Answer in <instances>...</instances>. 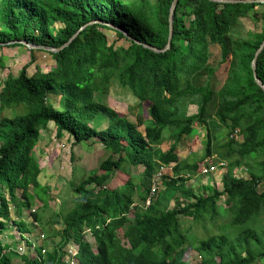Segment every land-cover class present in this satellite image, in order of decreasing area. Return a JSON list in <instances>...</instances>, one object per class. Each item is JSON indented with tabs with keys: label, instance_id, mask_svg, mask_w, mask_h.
<instances>
[{
	"label": "trees",
	"instance_id": "1",
	"mask_svg": "<svg viewBox=\"0 0 264 264\" xmlns=\"http://www.w3.org/2000/svg\"><path fill=\"white\" fill-rule=\"evenodd\" d=\"M173 2L0 0V49L2 45L24 48L20 42L60 49L27 48L31 61L17 77L8 76L0 90V112L19 106L26 109L11 119L0 118V233L17 229L25 248L34 249L37 257L21 255L24 264H69L64 256L72 242L77 247L76 264L264 261V225L258 226L264 215V91L252 69L264 43V30L245 39L236 36L243 19L264 23V4L179 0L171 48L154 52L145 45L166 47ZM92 22L99 23L88 25ZM56 23L62 26L53 32ZM106 31L116 39H110ZM214 50L219 52L217 57ZM38 53L52 58L55 67L47 72L40 69ZM32 65L35 70L28 74ZM257 76L264 83V50L257 59ZM113 85L131 93L139 104H149L143 130L96 101V95H108ZM213 104L215 111L210 115ZM191 106L197 112L189 115ZM99 115L107 119L103 129L94 126ZM211 120L226 127L229 136L220 154L226 165L222 189L215 188L209 196L197 195L181 175H197L205 160L212 159ZM50 124L57 138L68 135L75 146L97 140L110 156L101 164L104 175L90 174L77 185L71 183L74 207L63 218L65 228L55 234L60 241L44 259L43 245L35 246L26 235L35 230L38 214L32 212L33 222L28 225L18 217L22 210L32 209L34 200L48 203L49 188L40 181L42 170L34 149L41 131ZM196 124L206 130V154L200 162L182 164L179 149L196 135ZM165 130L171 131L174 141L166 151L161 149ZM138 166L144 172L135 177L133 169ZM170 166L175 176H165L161 195L150 196L155 177ZM214 166L215 161L205 165ZM117 171L128 181L109 189L108 182ZM243 172L247 177L238 176ZM181 198L187 203L172 207ZM220 216L226 221L218 225ZM189 217L191 225L184 227L183 218ZM196 226L202 228V238L196 235L200 230ZM87 231L95 247L85 240ZM189 248L195 249L197 260L185 258ZM5 249L0 243V264H12ZM10 253L15 252L9 249Z\"/></svg>",
	"mask_w": 264,
	"mask_h": 264
},
{
	"label": "rangeland",
	"instance_id": "2",
	"mask_svg": "<svg viewBox=\"0 0 264 264\" xmlns=\"http://www.w3.org/2000/svg\"><path fill=\"white\" fill-rule=\"evenodd\" d=\"M155 3L156 0H149ZM256 1V0H255ZM264 1V0H263ZM262 8L258 7L257 10ZM62 25L61 23H56L52 29L55 32ZM264 30V23L257 22L255 19L247 18L240 21L237 27L236 36L240 38H248L250 33L260 32ZM106 34L110 39H116L115 35L110 31H106ZM125 45V41H119V45ZM0 49V90L3 87V82L8 76L17 77L20 74L21 69L31 61V52L24 48H8L4 47ZM216 57L219 55L217 50H214ZM36 60L39 64L40 69L44 72L50 71L54 66L52 58L47 54L38 53L36 54ZM35 70V65H32L28 69V74ZM96 101H99L117 111L122 117L127 118L134 124L138 126L141 130L144 129L142 122L148 120V108L149 104H139V102L132 96L131 93L120 88L118 85H113L111 87L110 93L108 95H96ZM215 111V104L210 108L209 114L211 115ZM26 109L19 106L16 108H7L0 112V118L11 119L15 116L24 114ZM197 112V107L191 106L189 108V115ZM216 119V118H213ZM211 132L214 137L213 151L214 155L212 159L205 160V163L198 170L205 167L209 161H215V165H219L220 154L224 152L222 146L229 141L228 130L226 127L220 125L216 120H211ZM94 126L99 129H103L107 126V119L103 115H99L98 119L94 122ZM197 129L196 135L188 140L184 147L179 149V159L182 164L190 163L194 164L203 160L206 154V130L199 127L197 124L194 126ZM165 142L161 145V149L164 151L168 150L173 144L172 133L169 130L164 131ZM92 145H74V141L65 135L64 138L56 137V128L53 124L49 125L48 130L41 131V136L39 144L34 149V156L39 168L42 170L40 176V181L43 185L49 188V200L45 205L40 201H33L32 209L30 211L22 210L18 218L24 221L27 225L31 224L32 212H36L40 218L39 223H36L35 230L31 234H26L28 239H32L35 246L43 245L45 251L43 252L44 259H47V254L51 253L54 249V245L57 244L61 237L55 235L59 234L64 228L65 224L63 218L65 215L74 207L73 200L76 198V193L73 191V185H77L82 176H88L90 174L104 175L105 171L102 170L101 164L108 159L110 153L107 152L103 145H101L97 140ZM184 142H182L183 144ZM173 167V166H172ZM172 167H163L161 172L163 177L157 179V196L164 191L165 186L163 184L164 177H174ZM224 168V167H223ZM223 168L219 167L214 172L208 171L206 174L198 173L190 177L189 174L183 172L181 177L186 179V184L192 187L197 195H212L215 188L222 189V178H223ZM238 169V168H236ZM135 177L142 175L144 172L143 166H138L133 169ZM210 172V173H209ZM246 174L238 173L239 177H244ZM177 177V176H176ZM247 177V176H245ZM128 181V177L121 172H116L112 175L110 181L108 182L109 189H117L123 186ZM72 183V184H71ZM88 189H92L91 186ZM98 190V189H97ZM178 203L185 204L186 200L181 198L179 202L173 203L172 207H176ZM176 204V205H175ZM132 217V216H131ZM221 219L218 220V225H221V220L225 216H220ZM226 218V217H225ZM19 222V220H17ZM191 217L183 218V226L188 227L191 224ZM226 221V220H223ZM8 224V223H7ZM227 225V224H225ZM264 225V215L260 218L259 225ZM225 229L226 226H224ZM200 229L196 231L198 237H203L202 228L196 226ZM214 232V230H213ZM41 238L38 239V236ZM45 239H42V236ZM50 235V236H48ZM5 236V237H4ZM35 238V239H34ZM121 238V243L123 246L128 247L127 240L123 237ZM43 240V241H41ZM85 240L95 247V241L93 236L87 231L85 234ZM0 243L6 247L4 253L11 259L12 264H24L21 260V255L37 257L34 249L28 250V245L25 248L23 242H21V234L17 229H9L5 234L0 233ZM9 249L14 250L15 253L8 254ZM77 253L76 245L71 243L65 250L64 260L69 262V264H76L75 254ZM185 258L188 261H194L199 258L195 249H188ZM258 264H264V261Z\"/></svg>",
	"mask_w": 264,
	"mask_h": 264
},
{
	"label": "water",
	"instance_id": "3",
	"mask_svg": "<svg viewBox=\"0 0 264 264\" xmlns=\"http://www.w3.org/2000/svg\"><path fill=\"white\" fill-rule=\"evenodd\" d=\"M211 1L217 2V3L257 2V3H263L264 4L263 0H256V1L255 0H241V1H239V0H211ZM178 2H179V0H174L173 4L171 6V9H170V14H169V37H168V43H167L166 47L163 50H159V49H157L155 47H151V46H148V45H145V47H147V48H149V49H151V50H153L154 52H157V53L166 52L167 50H169L171 48V43H172L173 33H174L175 11H176V7L178 5ZM95 23H99V22H92V23H90L88 25H92V24H95ZM88 25H86V26H88ZM108 26L112 27V28H115L111 24H108ZM85 27H83L73 38H75ZM125 35L128 36L127 33H125ZM13 43H16V42H11V44H13ZM20 43H22V45H24L25 47H27L30 50H32V49H41V50L50 51V52H57L58 50H60V49H54V48H44V47L34 46V45H31V44H29L27 42H20ZM68 44H66V45H68ZM263 50H264V43L261 45V47L259 48V50L257 51V53L255 55V59L252 62V69H253L254 79H255L256 84L264 91V83L257 76V59H258V57L260 56V54L262 53Z\"/></svg>",
	"mask_w": 264,
	"mask_h": 264
},
{
	"label": "built area",
	"instance_id": "4",
	"mask_svg": "<svg viewBox=\"0 0 264 264\" xmlns=\"http://www.w3.org/2000/svg\"><path fill=\"white\" fill-rule=\"evenodd\" d=\"M225 166H226V165H225L224 163H221V164H219V165H217V166H214V167H211V168H209V169L203 167V168L201 169V171H199V173L206 174V173H208V171H210V172H214V171H215L216 169H218L219 167L223 168V167H225ZM210 172H209V173H210ZM162 175H163V174H162L161 172L158 173V175H157V179L161 178ZM157 179H156V181H157ZM156 193H157V182L153 185L150 196H155ZM150 203H151V199L149 198V199L147 200V202H146V205L149 206Z\"/></svg>",
	"mask_w": 264,
	"mask_h": 264
},
{
	"label": "clouds",
	"instance_id": "5",
	"mask_svg": "<svg viewBox=\"0 0 264 264\" xmlns=\"http://www.w3.org/2000/svg\"><path fill=\"white\" fill-rule=\"evenodd\" d=\"M76 254H77V253H76ZM76 254H75V255H76Z\"/></svg>",
	"mask_w": 264,
	"mask_h": 264
}]
</instances>
